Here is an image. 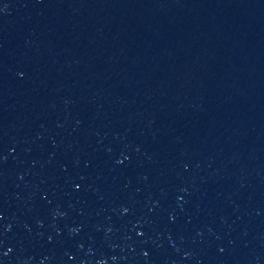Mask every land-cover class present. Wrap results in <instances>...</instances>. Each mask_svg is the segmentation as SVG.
I'll list each match as a JSON object with an SVG mask.
<instances>
[{"label":"water","instance_id":"obj_1","mask_svg":"<svg viewBox=\"0 0 264 264\" xmlns=\"http://www.w3.org/2000/svg\"><path fill=\"white\" fill-rule=\"evenodd\" d=\"M0 264H264V0H0Z\"/></svg>","mask_w":264,"mask_h":264}]
</instances>
